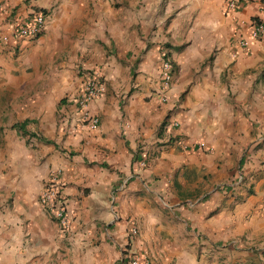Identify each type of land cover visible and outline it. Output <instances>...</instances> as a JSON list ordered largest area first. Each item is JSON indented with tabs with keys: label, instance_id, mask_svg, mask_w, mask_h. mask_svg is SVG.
Returning a JSON list of instances; mask_svg holds the SVG:
<instances>
[{
	"label": "crops",
	"instance_id": "1",
	"mask_svg": "<svg viewBox=\"0 0 264 264\" xmlns=\"http://www.w3.org/2000/svg\"><path fill=\"white\" fill-rule=\"evenodd\" d=\"M228 1L0 0V264H264V0ZM67 68L64 101L43 80ZM57 169L68 230L40 202Z\"/></svg>",
	"mask_w": 264,
	"mask_h": 264
},
{
	"label": "built area",
	"instance_id": "2",
	"mask_svg": "<svg viewBox=\"0 0 264 264\" xmlns=\"http://www.w3.org/2000/svg\"><path fill=\"white\" fill-rule=\"evenodd\" d=\"M247 0H230L223 7L224 13L233 12L236 9L238 3L245 2ZM44 27V16L39 14L34 17L33 21L28 25H23L18 29V34L22 38L27 40H35L42 33ZM264 34V19H256L254 22V29L251 33L253 39H261ZM244 45V44H243ZM161 88L166 91L171 84V64L169 61H164L161 67ZM105 91V83L102 81L99 73H91L86 78L83 89L80 92L76 104L81 109V117L86 122V126L89 130H96L99 125V117L89 114L88 105L100 97ZM163 101L166 100V96L162 97ZM62 171L59 169L52 170L48 174V179L45 187L40 194V202L43 205L46 212L57 222L59 227L64 230H68L71 224L70 214L65 208V202L61 198L59 193V184ZM135 233V232H134ZM131 264H138L137 260H134Z\"/></svg>",
	"mask_w": 264,
	"mask_h": 264
},
{
	"label": "rangeland",
	"instance_id": "3",
	"mask_svg": "<svg viewBox=\"0 0 264 264\" xmlns=\"http://www.w3.org/2000/svg\"><path fill=\"white\" fill-rule=\"evenodd\" d=\"M53 66H55V64H52V66H51L50 63H48L46 68L48 71L52 69L55 73L58 74L57 71H60V69L55 71V67H53ZM67 71H68V77L65 79L60 78L58 75H55V76L51 75L48 78L45 77L43 80L44 83H46L48 80H53V81H55V83H60V81H61V83H64L66 85V87H64V90L60 94H57L58 99L60 98V99H63L64 101H67L69 99L73 90H75V85H76V77L71 73L72 69L67 68ZM7 99L9 100V97ZM4 129H8V127H0V135L1 136L3 135ZM2 137H0V154L3 153L2 150H3L4 140H2ZM0 162H1V158H0Z\"/></svg>",
	"mask_w": 264,
	"mask_h": 264
},
{
	"label": "trees",
	"instance_id": "4",
	"mask_svg": "<svg viewBox=\"0 0 264 264\" xmlns=\"http://www.w3.org/2000/svg\"><path fill=\"white\" fill-rule=\"evenodd\" d=\"M26 122L20 124V125H14L12 128L18 131H21L23 134L25 133V126H26Z\"/></svg>",
	"mask_w": 264,
	"mask_h": 264
}]
</instances>
